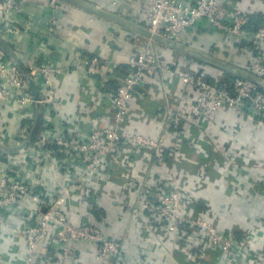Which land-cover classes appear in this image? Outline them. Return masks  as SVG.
I'll use <instances>...</instances> for the list:
<instances>
[{"label":"built area","instance_id":"built-area-1","mask_svg":"<svg viewBox=\"0 0 264 264\" xmlns=\"http://www.w3.org/2000/svg\"><path fill=\"white\" fill-rule=\"evenodd\" d=\"M58 2L51 1L55 7L48 23L51 35L56 34L59 24ZM149 3L144 26L153 33L183 44L184 36L203 33L223 36L228 49L238 44L253 45L261 59L253 60L248 71L264 78V26L249 30L253 14L236 0ZM26 6L17 0H0V40H5L6 33L18 31L4 29V23L10 15L25 13ZM25 29L29 31V27ZM164 49L147 39L131 51L126 61L130 71L113 91H107L105 84L114 66L105 63L101 67L98 57L85 60L83 75L91 79L97 75L99 85L84 92L92 96L96 106L108 101L113 111L98 118L101 125L98 121L90 124L82 108L78 113L68 111V101L60 96L58 85L65 79L64 67L21 55L27 73L40 90L36 99L19 69L0 49V103L13 104L20 111L14 138L25 143L37 105L44 109L38 140L27 148L16 141L18 152L0 153V264H85L78 257L85 250L99 264H128V252L110 237L108 228L81 219L90 205L102 206V198L110 196L109 187L118 190L121 209L145 216L153 230L173 240L170 260L165 264H206L211 250L217 252L212 264H264V230L258 227L256 232L237 236L222 230L210 210L198 211L200 201L192 174L180 167L186 156L174 152L175 147L190 140L185 118L210 137L221 113H234L264 126V92L241 78L230 92L190 67L188 71L177 68L161 82L165 97H175V103L168 104L156 117H139L132 109L137 99L145 97L137 94L138 87L169 70ZM250 54L247 47L237 52L242 59ZM154 120L162 123L161 127H154V134H149L146 127ZM9 136L0 130L1 146L11 143ZM168 149H173L170 161ZM116 166L125 173L122 182L110 177ZM148 173L150 178L146 179ZM261 181L264 183V179ZM92 196L95 204L89 201ZM135 200L138 207H130ZM52 242L55 247L50 252L51 246L44 245Z\"/></svg>","mask_w":264,"mask_h":264},{"label":"crops","instance_id":"crops-1","mask_svg":"<svg viewBox=\"0 0 264 264\" xmlns=\"http://www.w3.org/2000/svg\"><path fill=\"white\" fill-rule=\"evenodd\" d=\"M51 1H25L27 2L26 12L22 15H10L3 27L18 31L6 33L4 39L9 44H13L22 57L29 54L46 61L49 65L64 67L65 79L58 85L60 95H63L68 101V111L78 113L79 108H82L87 115L86 120L90 124H97L96 121H98L101 125L99 117L90 116V114L98 111V108L106 109L107 113H113V111L109 103L108 105L104 104L107 106L105 108L94 105L91 102L92 96L84 92V90L89 89L90 91L99 85L97 75H93V79L83 75L85 60L90 57H98L102 63L101 67L107 63V65L112 64L115 69L119 65L126 64L130 52L141 47L147 39L108 19L68 3L65 7L59 6V13L56 12L59 15L57 32L55 35H51L48 33V23L55 15V7L51 5ZM83 1L142 26L146 23L145 13L150 6L149 0ZM236 3L253 15L264 18V0H236ZM25 27H29V31ZM219 37L216 36L217 41ZM201 40L209 45L212 42L206 36H202ZM164 48L168 47L164 46ZM199 49L203 51L204 48L200 46ZM164 53H166L165 49ZM174 53L180 52L172 50V54ZM173 64L175 63L173 62ZM170 68L149 89L148 99L142 97L133 103V112L141 113L144 110L142 101L145 100L165 106L175 103L172 101L174 97H165L161 86L162 80L168 78L176 67ZM43 111L42 107V120ZM161 124L154 120L147 125L146 132L154 134L153 128L161 127ZM189 124L186 125L187 135L190 133L191 138L188 137L192 140L194 145L191 144L196 151L194 150L193 154H188L187 151H184L185 146L182 144H179L177 148L178 152L188 158V161L182 162L180 167L192 174L191 179L196 188V197L200 201L199 204L197 203V210H210V216L222 230L237 236L256 232L258 227H260V231L264 230V183L261 181L264 179V126L257 125L234 113H221L217 125L212 131L213 137L207 139V142L205 140L206 143L202 144L205 133L201 131L200 136L198 134L200 140L196 141L194 134L201 128L197 129L194 128L196 126H189ZM17 127L18 125L10 133L12 135L9 136L11 143H8L10 145H4L6 149L11 150L18 147L16 145L18 138H14ZM25 143L23 142V144ZM201 154L203 157H207L206 160L201 158ZM110 177L114 181L122 182L125 173L116 166L112 169ZM148 177L150 178L149 173L146 174V179ZM109 193L110 196L106 199L102 198L101 203H104L103 205L109 203V205H105L107 210L113 211L114 214L119 213L120 216L118 214V217L112 221L113 226L111 229L109 228L108 232L110 237L128 252V264H165L169 261L168 249L171 250L170 247L173 245L171 241L173 240L167 239L161 232L157 233L153 230L145 216L135 214L131 209H129L130 211L126 208L121 209L120 195L115 187H109ZM128 204L129 201L126 202V205ZM131 206L137 208L138 202L135 200ZM262 244L264 246V240ZM44 246H51L49 247L51 252L55 243L52 242L50 245L45 244ZM261 252L264 253V247ZM208 254L211 259H215L212 252ZM79 255L85 264H99L89 250L80 252ZM55 259L57 260V258Z\"/></svg>","mask_w":264,"mask_h":264},{"label":"trees","instance_id":"trees-1","mask_svg":"<svg viewBox=\"0 0 264 264\" xmlns=\"http://www.w3.org/2000/svg\"><path fill=\"white\" fill-rule=\"evenodd\" d=\"M17 1L27 3L25 1H28V0H17ZM58 3L62 7L67 6V4L65 2L59 1ZM252 17H253V19H252L253 21L250 24V26L248 27V29L254 32V31H257L258 29H260L261 27L264 26V18L262 16H259V15H253ZM202 36H206V37H208V39H211L212 40L211 44L209 45L207 43H204V40L203 41L201 40ZM1 41L3 43H5L8 46V48L13 52L14 56L18 59L22 68L24 69V71L28 72V69L23 65V62H22L23 59H22L21 55L18 54V52L15 50V46L13 44H9L6 40H1ZM183 42L187 45H190V46H192L194 48H198V49L201 46V48H204L203 51L205 53L213 54L215 57H218V58H220L226 62H229L233 65H236L238 67H241V68H244L247 70H250L253 60H256L259 58L261 59L260 52H258L253 45L238 44V45H233V47L231 49H228L227 48L228 44L223 39V36H220L219 40L217 41L216 36H211V35H207V34H203V33H200L198 35H192V36L186 35L183 38ZM243 47H247L252 52V54H250V56H246L245 59H242L237 55L238 50H240ZM167 51L172 52V49L165 48V52H167ZM164 54H165L169 69H171L170 67H172V66L176 67V68H174L173 71L177 70L178 67H182V66L183 67H190V69L192 71H195L199 74L203 73L206 80L209 81L210 83L217 84L219 86H223L230 92L234 91V84L239 79V77H237V76H235L229 72L220 70V69L213 67L211 65H208V64L201 62L197 59H194L192 57L183 55L182 53H178L182 56V59L177 60V62H174L175 64H173L172 56L168 55L167 53H164ZM129 71H130V67L127 64H122V65L117 66L114 69V71L110 74L109 80L105 84V86H106L105 89L107 91H113V90L117 89V87L121 83V80L129 73ZM160 77H161V75H158L152 79L146 80V83H145L146 85L138 87L137 94L141 95V96L144 95L145 98L148 99L149 89L152 87L153 84H155L157 81H159ZM261 90L264 92V89H261ZM59 93H60V91H59ZM60 96L64 100L66 99V98H64L63 95H60ZM174 99H175V97H174ZM174 99L172 101L175 102ZM149 102H150L149 100L142 101V107L144 108V110H142L141 113H137L139 115V117H140V115L145 114V116L152 118V117H156L158 114H161L162 112H164V110L166 108L165 105H161V104L154 103V102L149 103ZM108 103L109 102L107 101L105 105H108ZM105 107H107V106H104V108ZM98 109H99L98 111L96 110L95 112L91 113L90 116L101 117V116L108 114L106 109H103V108H101L102 110L100 108H98ZM18 112H20V111L15 105L7 104V103H0V130L8 132L9 135L12 136L10 134L12 132V129L15 130L16 126L19 123L18 116H17ZM3 113H5L6 115ZM9 116H11L10 117L11 120L9 119ZM184 121L186 124L190 123L188 121V119H186V118L184 119ZM26 123H28V121H26ZM189 126H193V125L189 124ZM194 128L198 129L197 126ZM194 128L192 130V135L194 133ZM201 131H202L201 129H198V132H196L194 134L196 141L200 140L198 137L200 136ZM198 134H199V136H198ZM17 138H18V140H17L18 143H20L22 141V139H20L19 137H17ZM210 138L211 137L208 134H206L205 139L202 141V144L206 143L207 139H210ZM205 140H206V142H205ZM191 143H192V140H187L186 142H184L182 144L185 146L184 151L185 152L187 151L188 154L189 153L193 154V152L195 150V147L193 146L194 144L192 143L193 144L192 145ZM171 150H173V149H171ZM171 150L170 149H168V151L166 150V154L168 155V161H170V154L172 152ZM174 152H178L177 147L174 148ZM202 154L200 156H202ZM185 158H186V162H187L188 158L187 157H185ZM201 158L206 160L205 158H207V157L202 156ZM202 163H203V161H202ZM111 172H112V169H111L110 173ZM89 201L93 202L92 204L96 203L95 197H93V196L91 198H89ZM105 203H107V202H105ZM103 204H101L102 206L90 205L89 207H87V209L85 210V214L81 215V219L84 222L93 224L95 226H98L101 228L104 227L105 229L108 228L107 231H109V228L111 229L113 226L112 221H114L118 216H120V214L119 213H118L119 215L114 214L113 211L110 212L109 210H107V207L105 205H107V204L109 205V203H107L105 205H103ZM77 212L79 213L80 210H76V213ZM29 224H33V222L30 221ZM185 229H187V228L185 227ZM187 231H189V230L187 229ZM211 252L213 255H215L217 253L216 251H213V250L209 251V253H211ZM209 261L212 264L214 259L210 258ZM209 261L205 260V263L208 264Z\"/></svg>","mask_w":264,"mask_h":264},{"label":"water","instance_id":"water-1","mask_svg":"<svg viewBox=\"0 0 264 264\" xmlns=\"http://www.w3.org/2000/svg\"><path fill=\"white\" fill-rule=\"evenodd\" d=\"M68 4H71L73 6L79 7L81 9H84L86 11H89L93 13L94 15L103 17L105 19H108L124 28H127L137 34H140L144 36L146 39H151L155 41L156 43L168 47L172 50H175L177 52L186 54L194 59H197L201 62H204L208 65H211L213 67H216L220 70L229 72L241 79L248 80L257 86L261 87L264 89V78L259 77L258 75L244 69L241 67H238L236 65H233L229 62H226L222 59L216 58L214 56H211L209 54H206L202 51H199L197 49H193L189 47L188 45H185L183 43L175 42L172 40H169L165 38L164 36L160 34H155L152 31H150L147 27L142 26L140 24H137L131 20L125 19L121 16L115 15L113 13L107 12L104 9L88 3L83 0H59ZM0 49H2L11 59V61L14 63V65L19 69L21 72L22 76L24 77L25 81L27 82V85L29 87V90L31 93L34 95L36 99L40 98V90L35 82V80L22 68L21 64L19 63L18 59L14 56L13 52L8 48V46L3 43L0 40ZM42 106L40 104L37 105V114H36V119L30 134L29 139L25 143L23 147H31L39 138L40 132L42 130ZM20 150V148H15V149H6L4 146L0 145V153L3 155L11 154V153H16Z\"/></svg>","mask_w":264,"mask_h":264},{"label":"rangeland","instance_id":"rangeland-1","mask_svg":"<svg viewBox=\"0 0 264 264\" xmlns=\"http://www.w3.org/2000/svg\"><path fill=\"white\" fill-rule=\"evenodd\" d=\"M168 55L172 56L173 55V62H177V60H181L182 59V56L178 53H174L172 54V52H169L167 51L166 52ZM178 68H181V71L185 70V71H188V67H178ZM75 248V247H74ZM78 248V247H77ZM168 254H169V249H168ZM80 258V260H83V258L81 257V255L78 256Z\"/></svg>","mask_w":264,"mask_h":264}]
</instances>
